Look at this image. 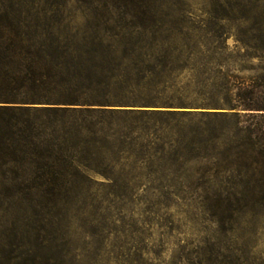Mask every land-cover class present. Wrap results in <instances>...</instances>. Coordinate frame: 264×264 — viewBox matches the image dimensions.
<instances>
[{
  "label": "trees",
  "instance_id": "trees-1",
  "mask_svg": "<svg viewBox=\"0 0 264 264\" xmlns=\"http://www.w3.org/2000/svg\"><path fill=\"white\" fill-rule=\"evenodd\" d=\"M172 1L0 0V101L17 104L0 106V182H72L89 169L82 151L94 158L101 140L115 138L103 128L115 112L103 107L125 101L131 90L172 92L179 105L234 110L180 116L196 126L178 143L186 141L188 159L183 148L178 159L197 166V189L208 201L204 211L229 240L238 239L233 235L245 223L240 216L264 206V97L241 81L207 85L208 67L221 66L214 57L226 46L219 40L201 44L187 29L169 24L162 12ZM211 34L226 35L223 28ZM242 36L240 45L263 59L264 21ZM184 71L192 83L180 82ZM257 78L264 81V69ZM36 104L46 106H29ZM28 171L26 178L18 175ZM67 207L49 204L46 214L63 217ZM214 246L197 264H264L247 247ZM5 256L0 264H40L38 253L21 246Z\"/></svg>",
  "mask_w": 264,
  "mask_h": 264
},
{
  "label": "rangeland",
  "instance_id": "rangeland-1",
  "mask_svg": "<svg viewBox=\"0 0 264 264\" xmlns=\"http://www.w3.org/2000/svg\"><path fill=\"white\" fill-rule=\"evenodd\" d=\"M162 13L201 44H225L226 50L214 57L221 66L208 67L207 85L241 81L264 97V81L257 78L264 58L239 43L243 31L264 21V0H173ZM222 28V38L211 34ZM193 81L191 73L181 74L183 85ZM148 89L131 90L125 101L103 107L115 112L103 127L115 138L101 140L94 158L82 151L80 158L89 169L72 182L50 187L1 179L0 263L21 246L32 256L38 253L40 264H197L214 244L234 251L247 247L251 257L264 262V206L243 213L245 223L233 235L238 239L229 240L231 235L204 211L208 201L197 189L202 184L195 178L197 166L178 159L186 145L179 141L196 126L180 116L234 110L179 105L172 92ZM9 105L17 104L0 101V106ZM182 151L188 159L190 153ZM28 174L18 172L22 178ZM49 204L68 207L63 217L51 216L45 209Z\"/></svg>",
  "mask_w": 264,
  "mask_h": 264
}]
</instances>
